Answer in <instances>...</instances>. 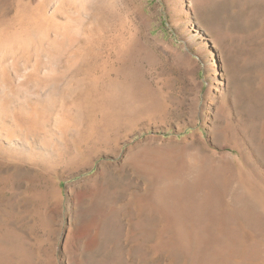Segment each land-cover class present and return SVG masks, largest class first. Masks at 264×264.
I'll return each mask as SVG.
<instances>
[{
	"label": "rangeland",
	"instance_id": "obj_1",
	"mask_svg": "<svg viewBox=\"0 0 264 264\" xmlns=\"http://www.w3.org/2000/svg\"><path fill=\"white\" fill-rule=\"evenodd\" d=\"M0 264H264V0H0Z\"/></svg>",
	"mask_w": 264,
	"mask_h": 264
}]
</instances>
